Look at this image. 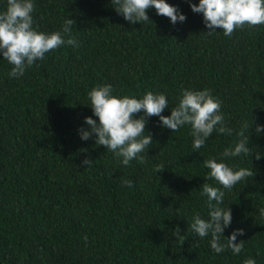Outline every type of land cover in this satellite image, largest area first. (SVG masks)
I'll list each match as a JSON object with an SVG mask.
<instances>
[{
    "label": "trees",
    "instance_id": "trees-1",
    "mask_svg": "<svg viewBox=\"0 0 264 264\" xmlns=\"http://www.w3.org/2000/svg\"><path fill=\"white\" fill-rule=\"evenodd\" d=\"M33 2L35 30L59 31L71 18L78 46L46 53L19 78L8 76L13 65L0 53V264H264V131H255L264 125V25L208 35L203 14L191 10L199 0H166L186 16L176 24L154 7L146 10L150 21L129 23L112 0ZM6 7L0 0V12ZM106 84L117 96L165 94V116L184 89H207L232 134L214 132L197 151L190 125L172 132L147 117L153 142L141 153L145 162L125 166L95 144V134L78 133L86 116L98 122L88 92ZM241 131L250 154L223 157ZM85 157L91 166L81 164ZM208 158L254 176L229 191L205 179ZM205 182L224 191L218 206L231 210L223 235L243 229L240 254L215 253L211 236L190 227L196 214L209 219Z\"/></svg>",
    "mask_w": 264,
    "mask_h": 264
},
{
    "label": "clouds",
    "instance_id": "clouds-1",
    "mask_svg": "<svg viewBox=\"0 0 264 264\" xmlns=\"http://www.w3.org/2000/svg\"><path fill=\"white\" fill-rule=\"evenodd\" d=\"M112 4L118 14H122L125 20L133 24L150 21L146 10L153 7L157 15L169 18L172 24L186 19L183 13L166 0H112ZM190 6L194 13L203 14V23L208 29L205 33L208 35L220 29L225 36L231 37L236 29H242L245 25H264V0H199L198 4ZM34 7L33 0H7L6 10L0 12V53L13 65L8 73L10 78H19L36 61L43 60L46 53L62 45L78 46L71 35V26L75 23L73 19H65L59 31L40 32L32 27ZM113 91L112 85L106 84L94 87L88 92L89 105L98 122L92 116H86L84 120L87 127H81L78 133L82 140H88L95 134V144L112 151L118 162L125 166L133 159L139 163L145 162L141 153L146 152L153 142L151 134H145L147 117L158 116L162 126L172 132L178 131L186 124L190 125L192 149L197 151L214 132L232 134V129L225 126L224 116L220 111L221 102L207 89H184L178 105L171 108L170 116L161 114L169 107L168 99L163 93L148 91L138 99L127 95L117 96ZM141 110L144 115L139 119L134 118ZM250 126L245 125V128L249 129ZM255 131L260 134L264 131V125L257 124ZM239 135L242 138L234 146L225 148L223 157L250 154L248 135L245 137L243 131ZM255 155L256 159L261 158V153ZM91 163L92 160L87 157L81 161L85 166H91ZM203 164L209 169L205 179L214 180L229 191L237 183L254 176L253 170H234L223 160L218 161L216 158H208ZM163 169V165H157L154 171ZM125 183L132 187L131 181ZM201 195L208 198L209 219H203L196 214L190 225L192 231L200 238L210 235V247L215 253L230 249L233 254H240L244 248V240L238 243L236 241L238 235H243V229L234 230L228 237L223 235L224 229L230 225L232 219L228 207L218 206L223 203L224 191L205 182L201 185ZM260 213L264 215V209H261ZM174 235L179 238L178 229ZM221 237L225 238V242H221ZM84 239L87 240V237ZM244 264H255V261L249 258Z\"/></svg>",
    "mask_w": 264,
    "mask_h": 264
}]
</instances>
